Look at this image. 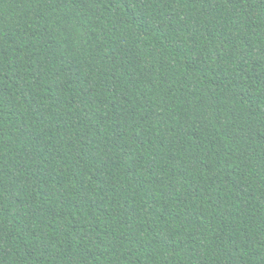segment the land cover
<instances>
[{"label": "trees", "instance_id": "16d2710c", "mask_svg": "<svg viewBox=\"0 0 264 264\" xmlns=\"http://www.w3.org/2000/svg\"><path fill=\"white\" fill-rule=\"evenodd\" d=\"M0 264H264V0H0Z\"/></svg>", "mask_w": 264, "mask_h": 264}]
</instances>
